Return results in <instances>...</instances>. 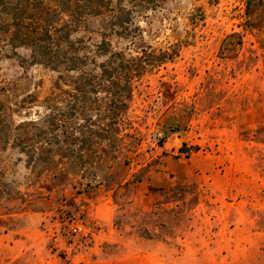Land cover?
Masks as SVG:
<instances>
[{"label": "rangeland", "instance_id": "1", "mask_svg": "<svg viewBox=\"0 0 264 264\" xmlns=\"http://www.w3.org/2000/svg\"><path fill=\"white\" fill-rule=\"evenodd\" d=\"M6 18L0 264H264V0H165L131 35L100 17L74 32L63 14L56 68ZM104 38L126 59L173 55L149 62L119 116ZM83 73L100 84L82 94Z\"/></svg>", "mask_w": 264, "mask_h": 264}, {"label": "trees", "instance_id": "2", "mask_svg": "<svg viewBox=\"0 0 264 264\" xmlns=\"http://www.w3.org/2000/svg\"><path fill=\"white\" fill-rule=\"evenodd\" d=\"M56 7H52L47 0H0V10L7 17L3 23L4 33H11L12 40L20 46L32 49L34 63H41L56 68L60 60L58 50L63 43H72L70 40L71 24L68 20L59 23L60 17L66 14L74 21V32L79 24L87 17L104 18L118 34L131 35L134 33V15L151 9H156L160 2L165 0H52ZM1 31V30H0ZM106 37V34H103ZM101 56L108 60L101 63L102 80L110 84L113 115L119 116L128 109L133 93V82L139 79L146 71L149 62L164 63L173 58L167 52L156 55L144 51V55L137 59H126L120 53L111 51L110 43L104 38L98 46ZM79 49L74 44V71L86 66L85 57L79 55ZM65 55V54H64ZM65 62V61H64ZM65 64V63H63ZM80 79L74 82V89L79 93L92 90L96 77ZM89 75V74H87ZM94 91V90H93ZM118 114V115H117ZM182 152H188L184 148Z\"/></svg>", "mask_w": 264, "mask_h": 264}]
</instances>
